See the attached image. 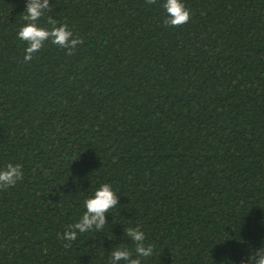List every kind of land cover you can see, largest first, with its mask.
I'll return each mask as SVG.
<instances>
[{
  "label": "trees",
  "instance_id": "trees-1",
  "mask_svg": "<svg viewBox=\"0 0 264 264\" xmlns=\"http://www.w3.org/2000/svg\"><path fill=\"white\" fill-rule=\"evenodd\" d=\"M28 0H0V264H108L123 228L145 264H245L264 243V0H49L72 54L17 38ZM110 183L102 232L62 240L83 200ZM60 234V235H58ZM68 244L69 246H65Z\"/></svg>",
  "mask_w": 264,
  "mask_h": 264
},
{
  "label": "clouds",
  "instance_id": "clouds-1",
  "mask_svg": "<svg viewBox=\"0 0 264 264\" xmlns=\"http://www.w3.org/2000/svg\"><path fill=\"white\" fill-rule=\"evenodd\" d=\"M48 4L49 0H28L25 5L22 13L24 23L17 32V38L27 44L23 56L25 62H30L33 54L46 42L67 49L69 55L83 43L82 40L73 37L72 31L66 24H58L51 18H48L51 28L43 27L38 23ZM162 7L165 10L166 23L171 27L182 25L190 19V12L184 0H163ZM22 178L23 172L19 164L9 163L4 168H0V188L14 186ZM117 206L118 195L113 191L112 185L100 184L84 198V211L76 221L64 228L62 240L72 242L77 239L78 234L90 231L102 232L105 224L108 223L106 214ZM123 237L131 242V247L125 242L116 244L110 249L108 264H145V261L154 255L155 246L147 242L146 234L139 224L123 228ZM65 246L69 245L65 244ZM245 264H264V243L250 252Z\"/></svg>",
  "mask_w": 264,
  "mask_h": 264
}]
</instances>
